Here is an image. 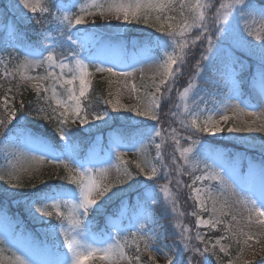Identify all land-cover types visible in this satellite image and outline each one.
Returning a JSON list of instances; mask_svg holds the SVG:
<instances>
[{"label":"snow or ice","instance_id":"obj_1","mask_svg":"<svg viewBox=\"0 0 264 264\" xmlns=\"http://www.w3.org/2000/svg\"><path fill=\"white\" fill-rule=\"evenodd\" d=\"M10 8L26 10L23 21L48 26L32 42L13 21L15 42L9 46L23 59L10 52L0 56V182L7 186L0 195L23 196L28 215L47 225L45 235L52 237L54 251L52 259H33L30 253L40 244L23 229L13 230L0 208V224L7 225L0 236V264H146L145 255L147 264H157V254L166 264H212L211 257L216 264H248L242 261L245 249L252 247L250 241L261 244L264 236V159L250 162L245 171L234 154L219 151L216 140L207 137L227 133L229 139L246 141L251 137L231 134L264 133V0H9L5 9ZM89 17L107 21L105 26L117 33L135 24L158 35L139 42V52H133L129 61L126 47L105 41L98 34L100 25ZM196 47L202 52L195 71L181 86L184 66ZM104 50L114 55L102 57L99 52ZM249 60L255 61L254 71ZM137 65H147L150 75L146 77ZM246 70L255 103L244 99L241 77ZM96 74H106L110 87L119 85L108 98L97 96L103 111H90ZM202 82L227 93L219 101L210 100L212 94L204 95ZM29 89L35 94V107L24 99ZM124 92L135 103H122ZM121 111L142 118L122 117L134 126L130 143L117 133L103 159L81 156L73 139L79 133L73 127L91 133L100 127L98 121L121 119L112 115ZM164 117L169 119L167 128ZM35 120L54 123L55 139ZM169 141L174 148L166 162ZM259 147L264 153V143ZM129 150L135 152V161L125 158ZM45 164L63 169V175L53 173L63 183L48 185L41 180L45 186L38 188L24 182ZM137 183L142 191L129 201L128 192ZM26 187L35 191L26 195L13 191ZM182 190L193 204L195 234L177 219L174 242L164 245V251L155 244L167 234L156 232V223L160 218L183 217L177 200ZM113 201L119 202L118 210L107 214L105 207ZM98 215H103V228ZM53 216L59 223H51ZM253 225L262 231H245ZM213 232L221 235L213 239ZM223 240L240 245L235 257ZM6 244L11 250L7 256Z\"/></svg>","mask_w":264,"mask_h":264},{"label":"rangeland","instance_id":"obj_2","mask_svg":"<svg viewBox=\"0 0 264 264\" xmlns=\"http://www.w3.org/2000/svg\"><path fill=\"white\" fill-rule=\"evenodd\" d=\"M8 3H9V0H5V5L8 4ZM6 10H7L8 14L10 15V19H9L7 25H4V24H2L0 22V36H1V33L4 30V28L8 29L9 36H11L10 32L12 34V29H11L10 25L13 23V21H15V23L17 25H23V26L27 25V23H28L27 21L21 20V15H22L23 12H26V10L16 9V8H10V9H6ZM29 15H31V14L29 13ZM93 19H96L97 24L100 25V28L98 30V34L101 37H103V39L105 41L111 40L113 43H122L126 47L129 61L131 60V55H132L133 52H137V53L139 52V48L136 47V42L135 41H132L130 43V46L128 47L126 42L122 39L123 34H125L127 31H129L130 30L129 28H132V26L134 24L127 26V28H128L127 31L117 33L114 29H110V28L105 26L108 23L107 21L100 20V19L94 18V17H89L88 18L89 21H91ZM112 23L115 24L116 22L112 21ZM144 27H145V30H147L146 29L147 27L146 26H144ZM257 27H258V25H257ZM134 32L136 34H141V32H146V31H144L143 28H142V29H137ZM53 35L59 36V33H53ZM10 41L13 42V40H10ZM64 51H67V49H65ZM92 51L96 52L97 48L93 47ZM201 52H202V49L200 51H198V53H201ZM87 54H88L87 52L84 53V55H87ZM99 55L104 57V56L114 55V53L109 51V50H104L102 52H99ZM20 59H23V57H21ZM189 60H190V58L187 59V61H189ZM197 60H195L194 63H193V66H194L193 67V73L195 71V64H196ZM251 61H252V63H251ZM251 61H250V63L252 64V66H251L252 67V71H254L255 70V61L254 60H251ZM246 63L250 64L249 61H246ZM137 67H143L144 68L146 77L148 75H150V70H149L147 65H137ZM129 70H131V69H129ZM37 71H39L40 73H43L44 69H38ZM192 74H191V76H192ZM105 75L96 74L93 79H96V80H98L99 82L102 83L103 89L105 91V93H104L105 94V98H108L109 91L115 92L117 87H119V85L113 84L110 87L108 82H107V80H106V78H105ZM250 78H251V76L247 79L248 82H249ZM241 80L243 81V84L246 82L245 78H243V77H241ZM135 82L138 85L140 84L139 73H137V77H136V81ZM147 82L148 81L146 79L145 83H147ZM185 82H186V80L183 79L181 81V83L179 82V84L181 86H183ZM248 90H249V92L246 93V92H244V89H243L244 99L248 100L249 102L255 103L256 102V96H255V93L251 92L250 85L248 86ZM226 91H227V89H226ZM226 93L222 97H220L218 100L216 99V101H219V100L223 99L224 96L226 95ZM245 95L246 96L249 95V96L246 97ZM121 102L122 103H135L134 100H130L127 92H124L123 95L121 96ZM232 102L235 103L236 101H232ZM211 106L212 105H209V107H211ZM165 111H167L166 108H165ZM112 115L114 117L115 116L121 117V120H123L122 117H126V116H132L133 119H142V118H135L133 116V114L124 113L123 111H121L120 113H113ZM245 119L250 122L253 118L252 117H245ZM110 121L111 120H109L107 124H104L103 122H100V121L96 122V123H98L100 125V127L96 128V129H93V131L91 132V133H93L96 136V142L93 144L92 147H90L87 150L86 156L95 155L97 158H101V159H103L105 157V154L108 152V150L110 148V140H111V138H113L116 135L111 130ZM167 121L168 122H164V124H163V127H165V128H167L169 126V120H167ZM149 123H151V122H149ZM172 126L177 127L179 129V125L173 124ZM86 133H88V132H86ZM229 135L230 134L224 133L222 136H217V137H215L213 139H216V141H222V142H225V143H230L229 145H235L237 147H240L242 150L237 152V153H235L234 155L238 158V166L240 168L242 167V165H245V167L243 168L245 171L247 170L248 164L250 163V158L245 152H243L244 150L245 151H247V150L256 151V152L260 153L261 155H264V153L261 152L260 147H259L262 143H264V133L251 132V133L231 134L233 136L251 137V139H248L246 141L229 139ZM103 139L105 140V145L101 144V145L98 146V144H100ZM124 143L127 144V143H130V141L129 142L124 141ZM182 144L184 146H187L186 142L182 141ZM173 148H174V145H172L171 141H169L168 144L165 145L164 151L166 152V162H167V157L173 151ZM218 150L223 152V153H225V154H229L227 151L223 150L220 147L218 148ZM150 151L154 154L155 149L152 148V149H150ZM125 158L128 159V160L135 161L137 159V156H136L134 151L129 150L127 152V155H126ZM0 163H3V161L0 160ZM209 163H211V161H209ZM59 170L60 169H56V168H53V167L48 166V165L45 164L44 166H41L38 169V171L33 173V177H32L31 181H29L28 177H25L24 178V182L26 184H28V183H36L37 185H41V183H40L41 180L47 181L48 179L54 178L53 173L54 172H59ZM133 171H135L134 167H133ZM110 175H111V177L113 179L115 178L116 173H115L114 169L111 171ZM182 179L186 181V179H188V177L184 176V177H182ZM137 180L138 181H142L144 183L147 182V181L144 180V177H137ZM161 183H164V181L161 180ZM0 185H2V182H0ZM6 187H7L6 185L0 186V193H3L4 189H6ZM123 187L127 188L128 186L127 185H123ZM138 187L141 188V185L138 184V183L134 184V188L128 192V200H129V195L131 193L134 194L135 191L138 189ZM172 188H173V191L175 192L176 189H175V182L174 181H173ZM31 190H32V188L26 187L24 189H18V190H13V191L22 193L23 191H31ZM183 195H185L184 198H183ZM186 195H187V190H182L181 192L177 193L178 208H179L180 212L184 213L183 217H175V218L167 219V224L164 223L165 227L167 225V227H169L171 229V231L173 232V235H174L173 225L176 223L177 219L182 220V222L186 226L192 227L193 228L192 234H195V228H194L195 218L190 215L193 206L191 205V207H190V204H192V202H190L189 200L186 199ZM135 196L136 195L134 194V196L131 197V199H132L131 201H134ZM10 197H12V196L3 195L2 199L10 198ZM13 197L15 199V204H19V203L22 204V212L26 216V219L29 221V223L36 227V234H38V237H39V239H41V242L44 243L45 247H47L49 249L52 248L51 247V245L53 243L52 237L50 235H48V236L45 235V233L49 232V229L45 228L44 225L37 223L35 220L32 219V217L30 215H28V213L25 210V205L21 202L22 199H23L22 196H13ZM113 203H114V201L109 203L108 205H106L105 212H106V209ZM188 203H189V206H187ZM188 207H189V209L186 211V208H188ZM107 214H109V212ZM205 218H207L206 214H205ZM43 219L47 220L49 218L45 217ZM8 220L11 222L12 229L15 230L17 233H19V231L21 229H23V227H22L23 224H22L21 217L19 216V214H17V216H15L14 218H9L8 217ZM58 223H59V221H58ZM125 223H127V220H125ZM17 225H19V228H17ZM5 227H7V225L0 224V236L3 235ZM201 231H205V229H201ZM245 231H253V232L259 233V232L262 231V229L258 225H253V226H251V228L245 229ZM213 233H215V232H213ZM216 233L221 235L220 232H216ZM26 234H29V233H26ZM31 236L33 237V239L35 241L39 240L36 236H34L32 234H31ZM260 239H261V244H255L254 241H250L249 242L252 245V247L245 249V251H244V253L242 255V261H246V262H248V264H261V261H264V236H261ZM221 243L225 244V245H229L230 244L231 247L229 248V251H230V253H231V255L233 257L236 256L238 248L240 247V245H237L234 242H231L229 240H223V241H221ZM164 245L165 244H164L163 240L155 244L156 247L162 248L164 251H167V249L164 248ZM235 246H236V248H234ZM45 247H44V249H45ZM5 248H6L5 255L6 256L10 255V251L11 250L7 249V244L5 245ZM45 251H47V250L45 249ZM30 254L31 255L32 254L42 255V254H40L39 248H34ZM45 257H47L48 259H52V258H49L48 256H45ZM32 258H33V256H32ZM156 259H157V264H166V260H165V258L162 255L157 254Z\"/></svg>","mask_w":264,"mask_h":264},{"label":"trees","instance_id":"obj_3","mask_svg":"<svg viewBox=\"0 0 264 264\" xmlns=\"http://www.w3.org/2000/svg\"><path fill=\"white\" fill-rule=\"evenodd\" d=\"M5 6H4V2L3 0H0V12H3L4 15L2 17H0L2 20H6V12H5ZM47 20V19H45ZM46 25L45 24H37L35 21H32L31 23H29L26 27H25V31L26 33H28L31 37H34L35 34H37L39 32V30H41L43 27H45ZM144 31H148V32H151V33H154V30L152 29H149V28H146L147 30H145V27L144 25H133L132 28H129L130 30L128 31V34L127 35V38H131L133 37V32L137 29H142ZM21 29L22 28H19L20 32H21ZM22 33V32H21ZM4 38H5V35H4ZM6 39H4V42H5ZM202 48L201 47H196L194 48L188 58H190L189 61H187L186 65L184 66V71H183V75L182 77L180 78L179 82L181 83V81L183 79H185L186 81L189 79V77L191 76V74L193 73V63L195 60H197L199 58V54L198 51H200ZM11 53L14 57L16 54H20L19 52L9 48V47H6L5 44H2V46L0 47V56H6L8 53ZM2 67V66H0ZM15 83V82H13ZM203 85V82L201 83V87ZM5 86H7V84H5ZM21 91H23V89H21ZM105 91L103 89V85L102 83L94 80L93 81V84H92V91L90 92V98H91V106H90V111H102L104 109V105L102 102L98 103L97 102V96H102V97H105ZM19 99V97H18ZM24 99L26 101H32L33 102V107H35V94L31 91V89H29L28 91L24 92ZM18 106V105H17ZM30 120H33L34 118L33 117H29ZM167 121V118L164 117V122ZM35 123L37 124H40L42 125V131H44L46 133V135L52 137L53 139H55V133L53 131L54 129V123L53 124H48L47 122L45 121H42V120H35L34 121ZM11 127V126H10ZM73 131L79 133L78 135L74 136V141L79 145V152H81L82 150V145L87 144L88 142H90L91 139H89L86 135L82 134V132L78 131L75 127H73ZM119 132H121V134L124 136L126 135V133L122 130H119ZM85 141V142H84ZM165 152V151H164ZM165 157H166V152H165ZM59 173L61 175H63V169H60L59 170ZM48 185H55L57 183H63L61 181H58L56 180L55 178H51V179H48L47 181H45ZM186 182H188V180L186 179ZM38 188H44V184H41V185H37ZM35 191V189H34ZM185 195H183V198H184ZM98 221H101V219H97ZM166 234H167V238H168V241H172V243L174 242V235H173V232L168 229L166 231ZM194 235V234H193ZM143 259L145 260L146 264H147V257L144 256ZM211 260L212 262H215L216 264V261H215V258L214 257H211Z\"/></svg>","mask_w":264,"mask_h":264}]
</instances>
